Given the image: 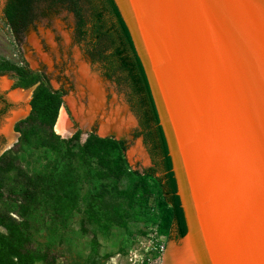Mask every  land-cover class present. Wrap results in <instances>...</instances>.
Returning <instances> with one entry per match:
<instances>
[{"label": "water", "instance_id": "95a60500", "mask_svg": "<svg viewBox=\"0 0 264 264\" xmlns=\"http://www.w3.org/2000/svg\"><path fill=\"white\" fill-rule=\"evenodd\" d=\"M114 1L167 141L190 264H264V0Z\"/></svg>", "mask_w": 264, "mask_h": 264}, {"label": "trees", "instance_id": "16d2710c", "mask_svg": "<svg viewBox=\"0 0 264 264\" xmlns=\"http://www.w3.org/2000/svg\"><path fill=\"white\" fill-rule=\"evenodd\" d=\"M41 4L61 6L71 12L75 36L85 42L90 60L101 65L107 79L119 82L121 77L127 84L128 102L140 128L138 135L153 167L143 175L128 171L125 143L113 137L100 138L91 133L81 144L78 131L69 139L58 136L54 128L63 92L51 89L44 75L29 69L26 63L0 58V75L12 74L15 87L35 86L30 114L14 126L19 133L17 143L0 155V264H54L48 262L45 252L31 248L29 219L35 206L57 210L64 201L75 202L84 193L89 200L87 211L94 217L95 205L105 191L115 189L120 176H125L130 185L123 191L124 197L140 209L149 194L147 180L154 178L156 170L161 173L154 178L161 203L158 231L167 235L175 227L177 237H184L186 218L167 141L143 66L115 1L7 0L3 15L14 37L32 23ZM48 153L51 158L44 159L42 154Z\"/></svg>", "mask_w": 264, "mask_h": 264}, {"label": "rangeland", "instance_id": "374dc122", "mask_svg": "<svg viewBox=\"0 0 264 264\" xmlns=\"http://www.w3.org/2000/svg\"><path fill=\"white\" fill-rule=\"evenodd\" d=\"M6 1L0 0V58L26 63L44 75L51 89L63 92L54 132L69 139L78 131L81 144L91 133L122 140L128 171L143 175L152 168L128 102L127 84L121 77L119 82L107 79L101 65L90 60L85 42L75 36L73 14L61 6L41 4L32 23L14 37L3 15ZM15 81L12 74L0 75V155L6 143L7 150L17 143L19 133L15 135L14 126L31 111L35 86L19 88ZM60 118L68 124L63 134L59 126L56 130ZM42 156L51 158L50 153ZM160 175L156 170L154 178ZM154 178L147 180L149 194L140 209L124 197L130 185L125 176H120L115 189L105 191L95 205L94 217L87 211L89 200L84 193L75 202L64 201L57 210L35 206L29 219L31 248L45 252L54 264H163L170 247L180 246L183 239L177 237L175 227L167 235L158 231L161 203Z\"/></svg>", "mask_w": 264, "mask_h": 264}, {"label": "bare ground", "instance_id": "6f19581e", "mask_svg": "<svg viewBox=\"0 0 264 264\" xmlns=\"http://www.w3.org/2000/svg\"><path fill=\"white\" fill-rule=\"evenodd\" d=\"M92 90H94L92 88ZM59 126V132L64 133V131H68V124L60 118L57 123V127ZM189 235L181 241L180 246H172L168 250V253L164 257L163 264H190L191 263V241L189 239Z\"/></svg>", "mask_w": 264, "mask_h": 264}, {"label": "built area", "instance_id": "2783aa9c", "mask_svg": "<svg viewBox=\"0 0 264 264\" xmlns=\"http://www.w3.org/2000/svg\"><path fill=\"white\" fill-rule=\"evenodd\" d=\"M164 250H165V249H164V246H161V247H160V251H161V252H164Z\"/></svg>", "mask_w": 264, "mask_h": 264}]
</instances>
